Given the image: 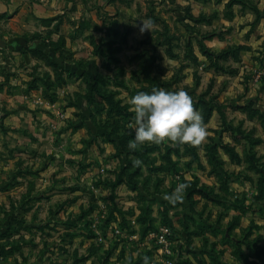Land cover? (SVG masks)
I'll return each mask as SVG.
<instances>
[{
  "label": "rangeland",
  "instance_id": "obj_1",
  "mask_svg": "<svg viewBox=\"0 0 264 264\" xmlns=\"http://www.w3.org/2000/svg\"><path fill=\"white\" fill-rule=\"evenodd\" d=\"M48 1L52 15L31 33L14 17L19 0L0 13V264H164L162 228L174 264H264V43L262 69L243 73L261 81L249 90L230 60L200 66L181 38L187 26L155 18V1ZM69 11L80 18L73 33ZM27 63L37 66L21 72ZM20 74L22 87L4 84ZM153 87L188 91L207 128L201 143L129 147V98ZM178 183L173 204L165 193Z\"/></svg>",
  "mask_w": 264,
  "mask_h": 264
},
{
  "label": "crops",
  "instance_id": "obj_2",
  "mask_svg": "<svg viewBox=\"0 0 264 264\" xmlns=\"http://www.w3.org/2000/svg\"><path fill=\"white\" fill-rule=\"evenodd\" d=\"M20 8L17 10L14 8V17L21 16L20 22H26L25 28L28 32H32V29L42 22L43 19H46V15H52V4H48V0H19ZM34 1V2H33ZM85 1L89 0H81L82 4H85ZM149 0H133L131 2V6L136 8L139 7H148ZM155 1L156 11L154 12V16L161 17V21L165 22L170 28H181V25L187 26L188 32L181 37L184 42L187 40L189 42V51L191 50L194 56L198 59L199 65H213L217 64L221 67L222 61H229V65L233 64L235 66L237 73H234L235 81L244 87L247 86L250 90L253 89L250 81L249 75L245 76L243 73L247 71H259L262 69L260 66H256L259 62L258 59L255 58L258 55V50H261L262 42L264 43V0H260L261 3L258 5L253 4L256 8L255 10L249 8V3L244 0H234L230 7L227 6L230 0H150ZM68 2V10L73 6V10L76 6L75 0H67ZM122 3V2H121ZM130 3V2H129ZM139 4V5H137ZM17 5V0H0V13L7 12L8 8L11 9ZM173 6L177 7L178 11H176ZM16 9V10H15ZM185 10V13H184ZM72 12V11H71ZM258 14V17H257ZM32 15L36 16V18L32 17ZM154 17L153 15H151ZM202 17V18H199ZM255 17V18H253ZM257 17V18H256ZM17 18H10L11 21H14ZM68 19V20H67ZM80 22V18H76L74 11L70 14L68 12L67 18H64V22H68L70 28L69 32L73 33L75 23ZM200 19V20H199ZM83 22L90 21V18H82ZM183 21V22H182ZM88 23V22H87ZM253 24V25H252ZM78 25V24H77ZM170 25V26H169ZM221 26V28H219ZM217 29V30H215ZM23 31V30H22ZM175 30L172 32H168V35H174L175 38L178 39V34H174ZM210 31V32H207ZM75 33V32H74ZM85 33V29H84ZM144 34L145 38L149 37ZM139 35V34H138ZM179 38V39H181ZM31 46V45H29ZM177 46L175 44L173 47ZM244 47L238 52L230 53L223 59H213L209 58V56L204 53L203 49L207 51L209 54H219L224 50H231L234 47ZM259 46V47H258ZM171 47L169 46V49ZM35 49H39L38 46L35 45ZM69 53L74 49H67ZM66 50V51H67ZM150 52V51H149ZM167 55V50H164ZM176 54L180 52V50L174 51ZM74 53V52H73ZM165 55V56H166ZM170 57V56H169ZM180 60V59H179ZM171 61V58H170ZM232 63V64H231ZM36 67L37 64L31 65L27 63L26 66L22 69L21 72L32 71V67ZM10 72L15 71L12 65H7ZM27 67V70L25 68ZM239 67V68H238ZM67 69L72 70L73 73L76 72L75 65L71 66L67 64ZM98 69L95 65H87L84 67L85 72L90 73L92 70ZM37 70L41 71L39 67ZM99 71L100 67H99ZM34 72L35 68H34ZM249 74V73H248ZM258 78V75H256ZM19 79H9L5 81V85H15V86H23L21 81L25 80L23 76L20 74ZM254 77V76H253ZM252 79L254 80V78ZM251 82V83H250ZM261 86V83H260ZM10 87V86H9ZM250 92V91H249ZM248 92V93H249ZM17 94V93H15ZM251 94V93H249ZM21 96V95H18ZM243 97L242 100L246 99ZM236 104H240V102H236ZM237 152L234 150V155ZM178 262V261H177Z\"/></svg>",
  "mask_w": 264,
  "mask_h": 264
},
{
  "label": "clouds",
  "instance_id": "obj_3",
  "mask_svg": "<svg viewBox=\"0 0 264 264\" xmlns=\"http://www.w3.org/2000/svg\"><path fill=\"white\" fill-rule=\"evenodd\" d=\"M151 23L150 19L142 20L141 29H149ZM129 103V111L134 113L135 135L128 142L132 149L145 142L159 144L165 140L195 145L208 134L202 113L195 108L191 95L183 88L153 87L150 92L138 91L129 98ZM140 163L139 158L134 160V164ZM185 187L184 183H178L172 192L165 193V199L173 204L183 200ZM149 260L146 256L144 264H149Z\"/></svg>",
  "mask_w": 264,
  "mask_h": 264
},
{
  "label": "built area",
  "instance_id": "obj_4",
  "mask_svg": "<svg viewBox=\"0 0 264 264\" xmlns=\"http://www.w3.org/2000/svg\"><path fill=\"white\" fill-rule=\"evenodd\" d=\"M172 232L168 228H162L155 236V243L159 247V253L161 254L164 264H174V251L172 250L171 242Z\"/></svg>",
  "mask_w": 264,
  "mask_h": 264
},
{
  "label": "trees",
  "instance_id": "obj_5",
  "mask_svg": "<svg viewBox=\"0 0 264 264\" xmlns=\"http://www.w3.org/2000/svg\"><path fill=\"white\" fill-rule=\"evenodd\" d=\"M234 2V0H230L229 2H228V4H227V6L228 7H230L231 5H232V3ZM200 20V19H199ZM241 49H244V47H241V46H239V47H234V48H232L231 50H224L223 52H221V53H219V54H209L207 51H205L204 49H203V51H204V53H206L208 56H209V58H211V59H213V61L214 60H216V59H223V58H225L229 53H230V51L232 52V53H235V52H238V51H240ZM232 156V155H231ZM262 169V168H261ZM264 169V168H263ZM262 181H264V176H263V178L261 179Z\"/></svg>",
  "mask_w": 264,
  "mask_h": 264
}]
</instances>
